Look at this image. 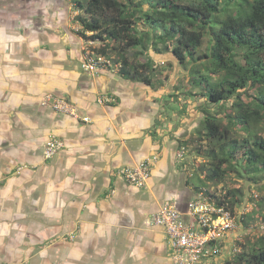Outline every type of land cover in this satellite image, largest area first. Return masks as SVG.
<instances>
[{"label": "clouds", "instance_id": "clouds-1", "mask_svg": "<svg viewBox=\"0 0 264 264\" xmlns=\"http://www.w3.org/2000/svg\"><path fill=\"white\" fill-rule=\"evenodd\" d=\"M40 10L52 30L43 58L31 21L0 24V264H192L208 236L185 221L184 158L165 143L184 127L173 132L159 114L151 84L86 59L70 7ZM174 245L194 251L169 255Z\"/></svg>", "mask_w": 264, "mask_h": 264}, {"label": "trees", "instance_id": "trees-1", "mask_svg": "<svg viewBox=\"0 0 264 264\" xmlns=\"http://www.w3.org/2000/svg\"><path fill=\"white\" fill-rule=\"evenodd\" d=\"M73 4L78 9L79 32L89 31L85 37L113 42L121 71H130L152 85L148 73L155 66L148 50H170L181 66L189 67L191 83L202 89L207 103L231 104L233 111L221 117L201 108L199 128L211 141L208 179L235 171L242 178L264 180V135L258 128L264 124V0H73ZM206 35L207 49L199 52ZM107 46L100 52L105 53ZM130 49L133 58L128 55ZM247 88L256 90L253 101L240 99ZM163 97L174 101L176 95ZM242 196V189L236 188L217 201L227 202L233 211ZM255 212L260 211L244 213L239 222L246 227ZM234 261L264 264V234L223 264Z\"/></svg>", "mask_w": 264, "mask_h": 264}, {"label": "rangeland", "instance_id": "rangeland-1", "mask_svg": "<svg viewBox=\"0 0 264 264\" xmlns=\"http://www.w3.org/2000/svg\"><path fill=\"white\" fill-rule=\"evenodd\" d=\"M54 1L56 2L53 5L54 8L60 5L71 8V30L82 36L85 44L88 45L85 56L97 61L96 64L98 65H110L113 68H120L118 52L112 48L113 42L85 37V35H90L89 31H84L83 34L79 32L81 31V26L76 20L78 9L74 7L73 0H0V24L10 23L16 25L20 21H31L32 27L38 32L36 48L40 51V57L43 58L45 53L53 46L48 43L47 35H45V33L51 35L52 30L44 28L45 21L40 6ZM146 7L147 4H144V8ZM34 9L35 12L33 11ZM23 31L27 34L29 30L23 29ZM105 43H109V46L105 47V53H101L100 49L104 47ZM207 46L208 36L206 35L198 51H206ZM133 52L130 49L128 54L130 58L134 57ZM148 53L152 57L155 66V70L148 73L152 80L153 90L161 92V97L154 98L153 103L159 104L161 99L164 101L162 111L159 114L165 117L166 122L173 123V132L178 131L181 127L185 129L179 137L169 134V139L165 142L173 149L177 158H184L177 167L181 171V178L187 189L185 200L192 196H202L205 198L221 197L227 191H235L236 188H241L243 191L242 202H238L233 207V213L236 216L235 227L226 235L223 240L221 253L217 256L218 258L215 257L217 259L216 264H223L225 259H234L237 253L250 247L252 243L257 242L260 235L264 234V208L260 209V198L264 196V185L261 184L264 183V180L259 179L255 182L251 178H242L235 171H228L223 178H216L214 180L206 177L210 167L208 151L211 147V141L204 136L203 130L199 128L203 117L201 108L205 106L209 108L211 113L221 117L233 111L230 106L231 104L207 103L205 96L201 94L202 89L192 85L189 67L186 66L187 68H184L181 66L170 50L157 53L150 48ZM19 55L25 61L31 59L27 48L20 51ZM97 56H101L102 60H98ZM140 58L143 59L142 55H140ZM32 63L35 64L36 61L33 60ZM51 69L58 72L79 70L76 67L65 69L59 64H52ZM45 71L47 72V69ZM190 91L193 95L188 94ZM172 93L176 95L174 101L170 97H163ZM255 95L256 90H249L247 88L243 92L241 91L240 99L247 102L253 101ZM231 101L232 98L229 99V103ZM193 123L197 127L189 132L188 128ZM156 125L157 127L162 126L159 120L156 121ZM258 128H260L261 133L264 135V124L260 123ZM238 133L239 136L243 134L242 132ZM152 136L163 140L158 131H153ZM205 190H208L214 196L207 195ZM237 209H243V211L237 214ZM258 210L260 212H255V216L249 220L246 227L239 222L240 216L244 213ZM238 232L245 234L239 239L230 240V237ZM225 251L228 252L227 257H225ZM234 264H237V262L234 261Z\"/></svg>", "mask_w": 264, "mask_h": 264}, {"label": "built area", "instance_id": "built-area-1", "mask_svg": "<svg viewBox=\"0 0 264 264\" xmlns=\"http://www.w3.org/2000/svg\"><path fill=\"white\" fill-rule=\"evenodd\" d=\"M86 59L95 63L97 62L89 57H86ZM97 59L102 60V57L97 56ZM198 203H207L209 208L203 209L202 211H196ZM181 210L186 214L185 221L189 219L188 214H191L193 224L198 226L200 233L208 236V240L203 245H194V249H198V251L174 245L169 255L177 252L183 254L186 251H194L196 259L192 261V264H216L214 257H216L221 250V242L235 227L236 219L233 212L227 206V203H218L213 198L200 197H192L188 199ZM201 217L204 219L202 220ZM223 219L232 220L233 223L231 225H217L215 223L217 220ZM221 229H223V231H221ZM192 230L196 231V227H193ZM175 264H184V262L183 260L177 258Z\"/></svg>", "mask_w": 264, "mask_h": 264}, {"label": "crops", "instance_id": "crops-1", "mask_svg": "<svg viewBox=\"0 0 264 264\" xmlns=\"http://www.w3.org/2000/svg\"><path fill=\"white\" fill-rule=\"evenodd\" d=\"M145 110L147 111V107H146ZM166 145H167V144H166ZM167 146H168V145H167ZM168 147H169V150H170V151L174 152L173 149H172L170 146H168ZM174 153H175V152H174ZM175 154H176V153H175ZM165 156H167V152H165Z\"/></svg>", "mask_w": 264, "mask_h": 264}, {"label": "flooded vegetation", "instance_id": "flooded-vegetation-1", "mask_svg": "<svg viewBox=\"0 0 264 264\" xmlns=\"http://www.w3.org/2000/svg\"><path fill=\"white\" fill-rule=\"evenodd\" d=\"M54 3H56L55 1L54 2H52V4L54 5Z\"/></svg>", "mask_w": 264, "mask_h": 264}]
</instances>
